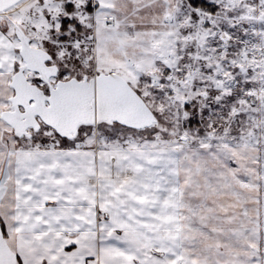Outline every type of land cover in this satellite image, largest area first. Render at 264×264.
Segmentation results:
<instances>
[{
  "label": "snow or ice",
  "instance_id": "obj_1",
  "mask_svg": "<svg viewBox=\"0 0 264 264\" xmlns=\"http://www.w3.org/2000/svg\"><path fill=\"white\" fill-rule=\"evenodd\" d=\"M0 264H264V0H0Z\"/></svg>",
  "mask_w": 264,
  "mask_h": 264
}]
</instances>
